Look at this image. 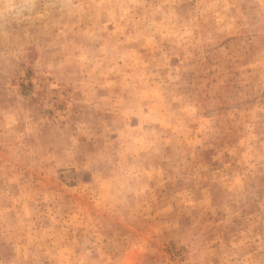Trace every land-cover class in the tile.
<instances>
[{"label":"rangeland","instance_id":"1","mask_svg":"<svg viewBox=\"0 0 264 264\" xmlns=\"http://www.w3.org/2000/svg\"><path fill=\"white\" fill-rule=\"evenodd\" d=\"M0 264H264V0H0Z\"/></svg>","mask_w":264,"mask_h":264}]
</instances>
